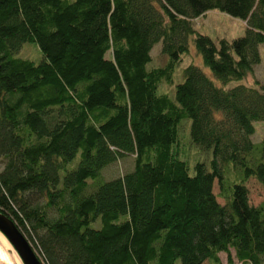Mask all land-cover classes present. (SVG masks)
<instances>
[{
    "label": "trees",
    "instance_id": "1",
    "mask_svg": "<svg viewBox=\"0 0 264 264\" xmlns=\"http://www.w3.org/2000/svg\"><path fill=\"white\" fill-rule=\"evenodd\" d=\"M215 10L244 37L201 35ZM161 42L168 62L148 71ZM28 43L40 64L16 57ZM191 43L212 74L191 65L175 99L159 94ZM261 44L264 0H0V212L45 264H222L232 250L264 264V202L247 188L264 187V83H240ZM187 119L214 157L193 173L176 148ZM126 157L134 171L104 181Z\"/></svg>",
    "mask_w": 264,
    "mask_h": 264
},
{
    "label": "rangeland",
    "instance_id": "2",
    "mask_svg": "<svg viewBox=\"0 0 264 264\" xmlns=\"http://www.w3.org/2000/svg\"><path fill=\"white\" fill-rule=\"evenodd\" d=\"M194 27L196 30L203 36L210 37L215 44H219L220 40H229L233 41L240 37H244L247 31V25L242 20L235 19L229 15H225L217 10L207 13V16L201 18L194 22ZM163 43H158L152 48L151 52V63L147 65V70L151 71L155 68H163L167 64V57L163 54L162 50ZM190 53L183 57L182 63L177 67L176 73L173 78L172 84L163 83L162 86L159 87V94H168L171 98L175 99L176 97V88L179 84L184 81V70L191 66L197 65L205 73L211 75V71L205 68L203 65V59L198 55L197 50L195 49L193 43L190 44ZM18 58H24L30 61H33L35 64H40L43 60V55L41 54L40 48L38 45L31 43L26 44L22 47L20 52L16 54ZM260 57L261 62L259 65L255 66V70L252 75H250L247 80H244L240 83L247 84L251 86L255 84V82L264 83V44L260 45ZM236 83H233V85ZM191 120H183L179 124V142L177 144V152L178 157L182 160L186 161L191 169V172H194V167L197 163L202 162L207 166L210 165L213 157V151H204L200 147H196L192 143V139L190 136L191 131ZM255 134L253 135L252 142L254 144H260L264 140V121L255 123ZM80 158V156H79ZM79 158L69 167L68 171L73 167L78 165ZM1 167V166H0ZM135 167V160L132 157L123 158V160H119L116 164L112 165L110 168H106L102 173L104 175V181H112L116 178L124 177L125 174L133 172ZM65 172H61V176L63 177ZM247 188L249 189V199L250 205L253 207H257L264 202V187H262L257 180H249L247 182ZM94 190V189H92ZM95 191V190H94ZM92 191V192H94ZM215 194L218 196L219 203L223 206L227 204V201L220 197L221 190L219 189L218 182L214 187ZM90 191L89 193L92 194ZM92 229H101L102 223L99 219L94 222L91 226ZM1 233V232H0ZM2 234V233H1ZM3 235V234H2ZM3 238H5L3 236ZM5 240V239H4ZM8 242V240H5ZM10 244V242H8ZM8 244V245H9ZM10 249L8 251L10 256V261L12 258L16 260V262H21L19 255L15 252L12 245H9ZM36 252V251H35ZM38 254V253H37ZM232 256L229 257L228 254L221 253L220 257L222 260V264H240L236 258V254L234 250L231 252ZM231 260V261H229ZM20 264H23L22 262ZM180 264V263H178ZM206 264H209L206 263Z\"/></svg>",
    "mask_w": 264,
    "mask_h": 264
},
{
    "label": "water",
    "instance_id": "3",
    "mask_svg": "<svg viewBox=\"0 0 264 264\" xmlns=\"http://www.w3.org/2000/svg\"><path fill=\"white\" fill-rule=\"evenodd\" d=\"M0 232L11 243L24 264H45L18 226L0 212Z\"/></svg>",
    "mask_w": 264,
    "mask_h": 264
},
{
    "label": "crops",
    "instance_id": "4",
    "mask_svg": "<svg viewBox=\"0 0 264 264\" xmlns=\"http://www.w3.org/2000/svg\"><path fill=\"white\" fill-rule=\"evenodd\" d=\"M6 238H3V235L0 233V264H20L21 262H16L15 259L12 258V261H10L11 254L8 253L10 249L9 243L5 242ZM9 244V245H8Z\"/></svg>",
    "mask_w": 264,
    "mask_h": 264
}]
</instances>
